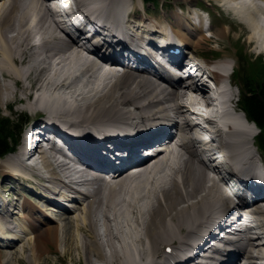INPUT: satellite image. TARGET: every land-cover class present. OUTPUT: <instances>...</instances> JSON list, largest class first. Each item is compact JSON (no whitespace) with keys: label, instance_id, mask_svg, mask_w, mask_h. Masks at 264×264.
<instances>
[{"label":"bare ground","instance_id":"bare-ground-1","mask_svg":"<svg viewBox=\"0 0 264 264\" xmlns=\"http://www.w3.org/2000/svg\"><path fill=\"white\" fill-rule=\"evenodd\" d=\"M56 1L10 0L8 4L0 6V105H7L11 101L21 103L27 99L24 108L35 110L34 116L28 117L41 119L45 126L72 135L76 144L92 140L95 143V137L104 131H146L152 124L158 125L166 120L179 126L180 136L184 139L180 149L188 156L180 159L178 154L172 158L159 154L147 160L137 174L130 175L126 169L107 168L94 158L96 154L92 149L94 157L79 154V159L92 168L95 166L104 171V175L94 171H78L73 177L74 170H70L69 166L73 160L68 155L59 160L52 153L45 156L38 152V156L32 159L34 155L28 156L25 148H22L19 155L23 154V159H32L34 165L27 171L38 182L20 173L19 168H25V165L17 157L0 162V196L14 194L10 205H5L0 211V238L5 241L4 248L8 251L13 249L11 255L14 257L17 253L26 255L30 264L49 262L53 254L63 261L65 256L73 258V253L77 251L83 252L87 264H164L167 256L180 257L193 247L196 240L203 239L206 225L221 216L224 206L230 208V204L233 205L227 194L231 186L229 180L217 177L216 163L221 162L217 148L209 145L206 156L197 160V156L204 154L196 149L203 128L196 125V137H193L186 127L185 116H196L194 106L214 101V96L210 89L193 77L192 86L178 80L170 86L161 87L141 70L131 75L120 73L112 65H123L125 62L109 57L111 54L101 48L107 45L106 42L92 43L93 47L88 46L87 42H80L81 32L72 20L69 22L75 30L70 31V41L59 35L57 23L51 15L68 14ZM63 1L69 8L72 5H93V11L97 14L95 17L100 15L97 19L109 26L119 21L118 17L110 15L109 8L123 3V0H109L107 4L106 0ZM185 1L188 4L193 0ZM217 1L222 3L223 10H228L241 22L244 33L231 36L229 30L234 28L227 24V30L221 29L206 36L202 26L191 22L189 16L171 11L168 13L172 16L171 22L159 21L157 19L161 15L154 12L150 18V12L145 7L140 9L137 4L128 2L127 10L131 9L133 14H128L126 23L133 33L132 41L142 39L144 34H159L163 38L173 35L196 54L203 52L204 44L212 38L216 41L222 36H231L233 43L241 38L246 50L252 49L247 43H257L256 49L263 52V43L259 41L260 35H263L264 42V30L259 29L257 18L264 14V7L240 0ZM46 2H50L52 7ZM209 2L214 5L211 0ZM216 5L222 9L219 4ZM138 15L143 17L138 19ZM47 17L56 27L50 36L55 40L30 43L29 50H26L30 36L41 35L46 39ZM223 38L222 44H213L214 48H206L204 54L218 57L220 69L227 73H213L216 81H224L229 86L226 88L225 85L221 91L226 97L223 109L239 112L235 102L239 88L230 71L236 69L237 65L231 62L234 54L219 47L223 46ZM64 44L77 47L78 54H67L64 50L66 46L59 49ZM122 50L125 51L124 48ZM135 53H138L137 50ZM103 63L109 66L105 67ZM82 80L83 87L75 88V83ZM90 80H93L91 85ZM34 87L36 94L32 93ZM38 112L46 114L43 116ZM63 122L73 123L72 127ZM213 127V136L226 145L231 156L239 155L246 145L252 144L255 152H251L247 160L256 162V156L258 161L264 162L255 149L253 135L250 136L232 122ZM190 147L195 150L192 151ZM71 150L76 151L73 145ZM37 158H41L40 166H37ZM149 177H152V182L148 181ZM26 184L43 189L51 196L63 197L70 203L69 207H58L60 213H57L54 209L56 203L49 196L45 199L32 190L24 191L28 198L17 192V187L23 188ZM81 197L82 202L74 204L73 201ZM251 203H246L238 216L239 222L245 225L238 233L241 241L224 255L229 259V264L236 257L246 260L239 264H254L255 257L264 259V244L253 237L252 234L256 233L247 224L251 219L256 220V214L264 213V208ZM9 206L16 208L10 212ZM64 216H67L65 224L61 219ZM110 221L114 223L113 226ZM3 233H10L13 237ZM165 248H170L171 253L166 254ZM6 250L0 249V264ZM161 250L162 253L157 254ZM72 258L74 264H80ZM206 264L219 262L209 261Z\"/></svg>","mask_w":264,"mask_h":264},{"label":"rangeland","instance_id":"rangeland-1","mask_svg":"<svg viewBox=\"0 0 264 264\" xmlns=\"http://www.w3.org/2000/svg\"><path fill=\"white\" fill-rule=\"evenodd\" d=\"M9 1L10 0H8V1H4L3 0L2 3H0V6H4L5 4H8ZM15 1L16 2H20V0H15ZM108 1L109 0H106V4L108 3ZM131 1H133L134 3H136L138 6L140 5V2H139L140 0H131ZM190 1L191 0H187V2H190ZM196 1H197V7H201L202 9L206 10L208 13L213 12V14L215 15L214 23L211 26L213 28L211 30L213 33L214 32L218 33V32H220V30L222 28H227V26H225L226 24H229V26H231V27L234 28V29L231 28L229 30V32L231 31L230 32V35L231 36L233 34H236V33L239 34L241 32H243V33L245 32V28L242 26L241 22L239 20L235 19L233 17V15L228 10H223V7L221 6L222 3H220L219 1H217V0H211L212 3L215 6L214 5H211L208 2V0H196ZM194 2H195L194 0L191 1L190 4L187 6L185 4L186 3L185 0H173L171 2H166V1H162V0H155L152 3L146 4L145 7L147 9H149L150 11H156L155 13L157 15H161L160 19H157L159 21H167V22H171L172 21V16L170 14H168L171 10H168V9L170 7H172L175 12L180 11L176 6H174V4H176V5L182 4L183 6L186 5V7H188L187 9L190 11L189 15L192 16L193 18H194V16L196 14H200L203 17H206V14L204 12H200L197 7H194L193 6ZM216 4H219V6L222 7L221 10L226 15L224 13H222V11L220 9L217 8L218 6ZM133 7H135V6L133 5ZM183 11H184V13H180V14L185 15L186 14V11L185 10H183ZM138 12L141 13L140 10ZM45 13H46V11H45ZM140 17H143V16L138 15L137 18L139 19ZM148 17L151 18L150 15H148ZM46 19H47L46 27H48V32L46 33V39L42 38L41 35H32V36H30L27 44L25 45L26 50H29L28 44H30V43L32 44V43H35V42H37L39 40H47V41L48 40L49 41L55 40V38L53 36L52 37H50V36H51V33L55 32L56 27L49 22L48 17ZM12 23H13V19L11 20V24ZM224 23H226V24L224 25ZM243 29H244V31H243ZM43 30H41V32ZM204 33L207 35L206 32H204ZM231 36L229 38H225V37L223 38V36H222V37L218 38L216 41H215L214 38H212L210 41H208V42H206L204 44V46H203V52H196V54H200V55L204 56L206 59L215 58V56H212V54H209V53H205L204 54V52L207 50L206 48L212 47L213 44H217V45L222 44V38H223V41H224L223 42V46H219L220 48L222 47L221 49H225V51H228V49H229L228 52H230L231 54H234L235 53L236 54V58L239 55L238 52L239 53L241 52L242 54H244V52H246V55L247 56L244 57L245 60L243 62V66H244V63H246V58H252L253 56L255 57L256 54H260V55H262V57H264V53H263L264 52V43L262 45L263 52L257 50L258 52H260V53H258V52H255V50H253V49H256L257 48V43H255V44H248L247 41L245 40L246 43H247V45H249V47L252 48L251 50H246V47H244L243 45H240L241 38L238 40L239 43L237 45H235V46L233 45L232 46L233 42L230 40ZM242 36H244V35H242ZM48 37H50V38H48ZM229 43L231 45H229ZM64 46H66V47H64ZM63 47H64V50L67 51V54H78L77 47L73 48L71 45H65L64 44V45L59 46V49H61ZM212 48H214V46ZM81 55H83L82 52H81ZM226 57H228V55ZM220 59H222V57H220ZM231 61H233V60H231ZM247 61H248V59H247ZM48 74H50V73L48 72ZM83 82H84L83 80L82 81H79V82H76L75 83V85H76L75 88H79L80 89L81 87H83V85H84ZM92 82H93V80H90L89 81V84L91 85ZM10 84H11V86L14 87L13 82H10ZM120 88H122V87H120ZM14 89H16V88L14 87ZM232 90H233V88H232ZM32 93H35L36 94L35 87L32 89ZM46 93H47V91H46ZM24 102H27V99L24 100V101H22L21 103L20 102H17V101H11L7 105H5V104L0 105V121L3 120L5 122H7V123L9 122L8 124L10 126V130H12V128H15V126L18 125V121L19 120L25 118L28 115L34 116L33 111H35V110L32 109L30 111L28 108H24L25 105H26V103H24ZM5 108L6 109H9V112H7V110H5ZM35 113L37 114V112H35ZM38 113L39 114H42V115L43 114H46L44 112H38ZM25 114H26V116H25ZM63 124L64 125H69V126L72 127V124L73 123H71V122H63ZM8 134H10V133L8 132ZM11 134L13 135V133H11ZM159 159H160V157H159ZM148 181H151L152 182L153 181L152 177H149L148 178ZM12 194L10 195V199H12V197H13ZM10 210H12V208H10ZM77 214H80V213L77 212ZM68 215L71 216V215H73V213H69ZM66 217L67 216H64V217L61 218L63 224H65V222H66V220H65ZM110 225L113 226L114 223L112 221H110ZM11 251H14V250L11 249ZM11 251H8V250L7 251H3L5 253V256L2 257V261H3L2 264H30V262H28V259H27L26 255L21 254V253H17L15 255V257H14V256L11 255ZM160 253H162V250L159 251L157 254H160ZM72 256H73V258L70 257V256H65V260L60 261L59 258H58V256L53 254V255H50L51 261H49V262H43V264H74L71 261V258L73 259V261L80 262V264H87L86 263V260H85V256H84V254H83L82 251L74 252Z\"/></svg>","mask_w":264,"mask_h":264},{"label":"trees","instance_id":"trees-1","mask_svg":"<svg viewBox=\"0 0 264 264\" xmlns=\"http://www.w3.org/2000/svg\"><path fill=\"white\" fill-rule=\"evenodd\" d=\"M260 67L261 80L256 82L254 86L247 88V95L242 99V106L249 118L261 129H264V65ZM16 129L10 130L8 123L5 121L0 122V157L10 150L9 142L13 139V136L15 138L18 128Z\"/></svg>","mask_w":264,"mask_h":264}]
</instances>
